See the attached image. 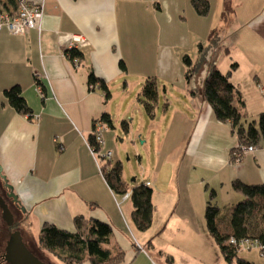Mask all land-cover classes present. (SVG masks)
Segmentation results:
<instances>
[{
    "label": "crops",
    "instance_id": "1",
    "mask_svg": "<svg viewBox=\"0 0 264 264\" xmlns=\"http://www.w3.org/2000/svg\"><path fill=\"white\" fill-rule=\"evenodd\" d=\"M33 1L45 2L41 34L0 31V199L8 198L3 199L16 217L36 223L38 234L47 223L74 233V220L80 217L108 223L114 241L127 253L122 264H229L208 232V191L216 190L215 202L223 208L242 200L233 181L264 184V142L242 162H231L238 138L205 101L203 75L189 82L186 71L172 72V61L181 64L180 40L189 48L205 45L218 29L217 43L227 40V75L242 94L249 119L259 118L264 111V0H232L233 12L226 19L224 0H207L210 11L204 16L193 0ZM73 34L86 39L79 49L83 60L66 55ZM172 47L176 52L169 51ZM199 57L198 50L193 62ZM91 73L111 88L123 83L127 93L156 75L159 97L153 117L147 113L150 125L133 123L128 133L135 142L149 128L146 149L149 139L158 141L157 167L145 183L153 189L155 207L147 232L134 226L130 199L119 202L92 153L89 138L96 123L104 113L113 116L103 89L90 86ZM17 85L32 109L31 118L7 103L4 91ZM162 85L172 98L178 99L174 92L191 95L182 102L190 116L165 95L166 112L174 115L164 123L156 119ZM110 128L104 131L103 152L114 146ZM19 232L27 246L26 235Z\"/></svg>",
    "mask_w": 264,
    "mask_h": 264
},
{
    "label": "trees",
    "instance_id": "2",
    "mask_svg": "<svg viewBox=\"0 0 264 264\" xmlns=\"http://www.w3.org/2000/svg\"><path fill=\"white\" fill-rule=\"evenodd\" d=\"M197 13L200 16L207 15L210 6L207 0H193ZM232 0H224V18L233 12ZM18 3L16 0L0 2V14L4 12H15ZM218 29L209 36L207 44L198 45L199 60L193 62L189 55H185L186 78L189 82L197 76L202 75V69L206 65L209 49H216L218 45ZM66 55L70 60H83L84 55L79 49H68ZM123 70L125 65L121 64ZM211 65V64H210ZM90 86L100 88L105 92L108 102L112 97L111 87L104 80L90 74ZM203 94L205 101L211 105L213 114L218 122L228 124L232 127V133L238 138V146L232 150L230 160L234 163L243 161L246 155L243 148L255 147L264 142V111L258 119L250 120L246 114V104L234 84L219 70L218 64L209 67L208 74L203 79ZM40 85V83H39ZM158 85L156 78H149L143 88L144 108L149 116L153 117L155 105L158 101ZM5 92L7 103L19 114L31 118L33 115L31 107L26 102L20 85L8 88ZM194 94V91L192 92ZM106 126L114 128V120L109 113H104L100 119ZM124 131L129 133V124L123 122ZM89 144L97 154V165L100 167L102 176L114 193L116 198H122L131 193L130 201L134 211L131 219L137 230L147 232L154 222L155 207L153 204V189L147 184L130 186L124 174V165L119 160L109 158L103 152L106 143H100L95 133L89 138ZM112 153V152H111ZM238 155H241L238 157ZM240 160V161H239ZM239 161V162H238ZM232 188L235 192L243 195V200L233 206L221 208L215 202L217 193L215 189L209 191L210 197L205 211L206 225L211 238L220 249L223 257L229 264H253L240 258L239 253L243 250L240 244L250 241L257 245L259 264H264V258L260 256L264 252V184H249L239 180L233 181ZM84 221H87L85 224ZM77 231L66 232L59 227L47 223L40 231L38 245L42 251L52 254L63 264H122L126 259V252L114 241V231L111 226L96 219L84 217L75 218ZM20 224L15 222L9 230L19 228ZM232 240L236 243H232ZM149 249V248H148ZM171 264V263H170Z\"/></svg>",
    "mask_w": 264,
    "mask_h": 264
},
{
    "label": "rangeland",
    "instance_id": "3",
    "mask_svg": "<svg viewBox=\"0 0 264 264\" xmlns=\"http://www.w3.org/2000/svg\"><path fill=\"white\" fill-rule=\"evenodd\" d=\"M185 41L186 40L184 39L179 41L180 49H182L181 50L182 55L178 60L181 64H179L175 60L172 61L173 64L171 63V61L169 62L170 64H172V68H173L172 72L176 74H179V72L183 73L187 69L185 62H183V58L185 55H189L191 59H196L197 57L198 43H194L189 48L188 44H186L187 41L186 42ZM225 41L227 42V40L225 39L221 43H219L217 45L218 48H216L215 50L214 48L212 50L209 49L210 51L207 53L208 62L201 71L203 75L202 77L203 79H205L206 75L208 74L209 67L212 64H216V65L218 64L220 70L224 73V75L228 76L227 73L229 71L227 69V66L231 64L229 63L230 62L229 59L228 60L224 59L228 56L227 55L225 57L226 53L224 52V48H225L224 44L227 45ZM176 43L177 41H175L174 43L175 47H176ZM228 45L230 44L228 43ZM175 47H172L169 51L173 50L174 52H176ZM221 54H223V56L220 58ZM152 77L156 78V75ZM179 77L180 76L176 78L178 82L175 84H177L180 87L181 86L180 83L182 82L181 80L179 81L178 79ZM195 81H199V78L195 79ZM145 83L142 85V87H140L139 90L134 91L133 89L128 93L124 89L123 83L118 85L114 84L112 85L113 88H111L112 97L109 100V104H110L109 106L110 109L112 110V116H113L112 119L114 120V128H110V132H112L111 133L112 135L110 137H111V141L113 142L112 145L114 146H111L110 148L112 149L113 154H115L114 160L116 161L119 160L124 165L123 175H125V179L127 183L132 187L133 185L136 184L138 185L145 184L148 179H152L153 175L150 173H152L157 167V164L155 163V155L157 153L156 150L158 148L157 139L156 141L155 138L152 141L151 139L148 140L149 141L147 145L148 149L145 148V145L143 143V140H146L148 137L147 135H149V131H150L149 128H146L147 132L145 138H143L142 140L136 136L134 138L135 142H133L132 139L130 140L129 134L126 131H124L123 128V122H127L129 126H131L133 123L138 124L139 126L142 120H145L148 123L147 127H149L150 125L151 119H149L146 110L143 107H141L143 110L139 107L142 104L141 100L145 99L142 93ZM163 90H164V86L162 85L161 93H160L162 96L161 105H160L161 110L159 112V115H157L156 117V119H158V121L161 123H164V121H166L168 118L172 119L171 118L172 114L174 115L173 112L169 114H167L166 112L165 95L166 96L168 95L165 94ZM174 95L177 96L178 99H176L175 97L172 98V96L169 95L168 96L169 100L176 99L175 106L183 110L185 115L190 116L191 112H189L188 107L186 106L185 110L182 108V106H184L182 102L183 101L185 102L187 100L190 101L189 98L191 97V95L189 96L187 94H179L175 92ZM165 129H166L165 131L168 132V128ZM3 198L5 197L3 196ZM240 198L243 200V195H241V197L239 195L238 199ZM5 200L8 201L7 198H5ZM235 202L238 203L240 201L237 200ZM14 208L17 211L16 213L18 214L19 210L16 209L17 208L16 204ZM10 211L11 213H13L12 208H10ZM17 221L21 224V226L18 228V231L20 230L24 235H26V241H27L26 245L28 246L29 250L35 257H38V259H40V261L43 262L44 264H63L52 254L37 249L36 245L39 238V234L37 231V224L33 220L32 222L35 224L34 226H31V224H29L27 219L23 221V216L17 215L16 217V215H14V223ZM8 227L9 224L7 221H5L3 209H0V264H30L29 257H27V255L24 253L22 247L19 246L18 244H15V242L12 244L13 251L11 253V258L13 259V261L10 262L8 261V258L4 257V255L7 253L10 255V252L8 251L10 247L9 243L11 242V240H13V236L11 237L9 236L10 232L8 230ZM257 251L258 249L242 250L239 253V256L240 258L249 261L253 264H259L261 259L259 258ZM234 264L237 263L235 262Z\"/></svg>",
    "mask_w": 264,
    "mask_h": 264
},
{
    "label": "built area",
    "instance_id": "4",
    "mask_svg": "<svg viewBox=\"0 0 264 264\" xmlns=\"http://www.w3.org/2000/svg\"><path fill=\"white\" fill-rule=\"evenodd\" d=\"M18 3L17 9L15 12H4L0 14V31L8 30L13 35H27L30 32H36L37 34H41L43 29V20L45 18V2H35L33 0H16ZM86 42L84 36L79 34H73L70 40L69 49H80L81 46ZM106 130V126L102 121H98L95 125L94 132L97 140L104 143V134ZM257 148L255 147H247L243 148V153H254ZM92 150V148H91ZM92 153L97 157V154ZM107 157H111L112 154L106 153ZM241 155H238L240 157ZM240 161V160H239ZM238 161V162H239ZM151 186L150 183L147 184ZM131 193H127L124 195L119 202H123L130 199ZM232 243H236L232 240ZM240 248L243 250H251V249H259L257 245L252 244L250 241H245L240 244ZM262 258H264V252L260 254Z\"/></svg>",
    "mask_w": 264,
    "mask_h": 264
},
{
    "label": "water",
    "instance_id": "5",
    "mask_svg": "<svg viewBox=\"0 0 264 264\" xmlns=\"http://www.w3.org/2000/svg\"><path fill=\"white\" fill-rule=\"evenodd\" d=\"M9 189H10V191H12L13 188L9 185ZM10 195H11V197L13 196L16 201H18V197L14 191H12V193ZM0 203L2 204V209H3L5 221L8 222L9 227H13V225H14V214L11 213L8 204L5 203L3 198L0 199ZM11 236H13V240H11V242L9 243L10 247L8 249V251L10 252V255L8 253L4 255V257L8 258V261H10V262L13 261V259L11 258V253L13 251L12 244L15 242V244H18L19 246L22 247L24 253L27 255V257H29V263L30 264H44L43 262L40 261V259H38V257H35L31 253V251L29 250V248L27 246H24V243L22 241V236L20 235V232L18 230H16L13 234H11Z\"/></svg>",
    "mask_w": 264,
    "mask_h": 264
},
{
    "label": "flooded vegetation",
    "instance_id": "6",
    "mask_svg": "<svg viewBox=\"0 0 264 264\" xmlns=\"http://www.w3.org/2000/svg\"><path fill=\"white\" fill-rule=\"evenodd\" d=\"M4 196V195H3ZM7 196V195H6ZM8 199V198H7ZM10 208H11V206H10ZM0 209H2V204L0 203ZM16 209H20L19 208V206H17V208ZM15 215V214H14ZM8 230H9V227H8ZM16 230H18V228L17 227H14V230H9V232L11 233V234H13ZM10 234V235H11Z\"/></svg>",
    "mask_w": 264,
    "mask_h": 264
}]
</instances>
